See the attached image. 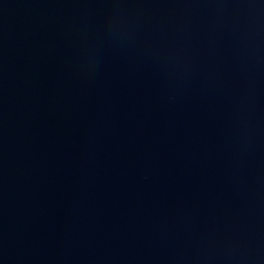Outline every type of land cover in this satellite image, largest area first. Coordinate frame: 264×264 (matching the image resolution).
<instances>
[{
  "label": "water",
  "instance_id": "1",
  "mask_svg": "<svg viewBox=\"0 0 264 264\" xmlns=\"http://www.w3.org/2000/svg\"><path fill=\"white\" fill-rule=\"evenodd\" d=\"M0 264H264V0H0Z\"/></svg>",
  "mask_w": 264,
  "mask_h": 264
}]
</instances>
